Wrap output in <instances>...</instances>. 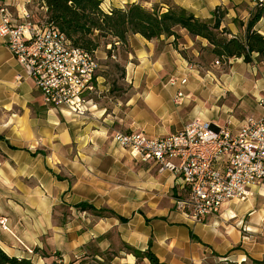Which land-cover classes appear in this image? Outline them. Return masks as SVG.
Masks as SVG:
<instances>
[{
    "label": "crops",
    "instance_id": "crops-1",
    "mask_svg": "<svg viewBox=\"0 0 264 264\" xmlns=\"http://www.w3.org/2000/svg\"><path fill=\"white\" fill-rule=\"evenodd\" d=\"M31 1L0 4L8 3L15 15L18 5ZM101 1L106 12L134 3L159 5L163 12L168 4L176 5L206 21H213L220 8L223 26L234 34L245 31L257 7L256 0ZM256 29L264 35V17ZM132 41L145 48L135 49L139 68L133 55L128 63L127 82L134 94L109 108L93 103L90 114L80 117L45 105L35 82L0 37V221H5L0 223V247L37 264L59 258L69 264L88 255L102 261L107 253H116L112 264H152L135 257L126 245L151 249L161 264L264 261V180L251 186L246 201L228 202L217 215L194 223L175 207L184 195L181 175L139 161L113 139L117 131L172 135L196 118L230 122L237 129L248 117L261 115L257 100L264 97V74L243 58L230 59L226 72L215 63L189 64L174 47L166 52L152 47L151 70L146 67L147 46L153 41L139 34L130 36ZM189 42L190 47L194 42L210 47L208 41ZM193 52L198 59L200 52ZM96 55L99 59L98 51ZM166 63L172 70L168 78L161 70ZM171 76L186 77L188 84L168 85ZM179 89L186 98L175 104ZM84 203L92 209L78 207Z\"/></svg>",
    "mask_w": 264,
    "mask_h": 264
},
{
    "label": "built area",
    "instance_id": "built-area-1",
    "mask_svg": "<svg viewBox=\"0 0 264 264\" xmlns=\"http://www.w3.org/2000/svg\"><path fill=\"white\" fill-rule=\"evenodd\" d=\"M256 4L264 8V0ZM0 16V37L35 82L45 105L80 117L90 114L91 96L98 91L97 52L74 47L52 23L35 20L28 3L18 5L13 15L10 5L1 2ZM108 48L115 57L113 47ZM187 84L186 77L168 80V85L180 88ZM185 98L179 89L173 101L180 104ZM257 103L261 115L248 117L237 129L230 122L221 125L196 118L172 135L116 132L113 139L139 161L159 166L160 172L179 173L184 195L175 207L194 223H203L226 203L246 201L251 186L264 180V97ZM4 222L0 221L2 226Z\"/></svg>",
    "mask_w": 264,
    "mask_h": 264
},
{
    "label": "trees",
    "instance_id": "trees-1",
    "mask_svg": "<svg viewBox=\"0 0 264 264\" xmlns=\"http://www.w3.org/2000/svg\"><path fill=\"white\" fill-rule=\"evenodd\" d=\"M34 5H37L43 14L40 18L32 12L34 18L46 19L57 27L74 47L90 53L98 51V40L101 38L116 39L115 43H109L112 47L116 43L127 44L129 37L136 34L149 41L163 36L177 39L180 37L177 28H181L195 38L207 40L211 53L220 61L228 62L233 58H243L246 63H252L254 56L257 60L264 61V35L256 29L264 17V8L259 6L247 22L244 34L239 36L223 26L224 14L220 8L216 9L213 21H206L170 4L165 12L161 7L148 9L138 3L106 12L102 8L101 0H32L30 10ZM78 207L83 210L92 209L91 205L85 203ZM125 248L137 258H148L152 264H161L151 249L140 251L127 245ZM41 254L49 257L45 252ZM56 255L60 257L58 253ZM103 256L102 261H98L96 256L88 255L69 264H112L116 253H107ZM59 259L50 264H64ZM0 264L37 263L31 259L10 256L0 247ZM252 264H264V261H252Z\"/></svg>",
    "mask_w": 264,
    "mask_h": 264
},
{
    "label": "rangeland",
    "instance_id": "rangeland-1",
    "mask_svg": "<svg viewBox=\"0 0 264 264\" xmlns=\"http://www.w3.org/2000/svg\"><path fill=\"white\" fill-rule=\"evenodd\" d=\"M36 6V7H35ZM153 7L160 8L159 5H153L152 7H148V9H152ZM32 12H35V15L37 17H43L42 11L37 8V5H34L32 7ZM44 18L40 19L43 20ZM35 20L38 21V18L35 17ZM183 29L177 28V32L180 35L179 38L175 39L174 37L168 38L166 36H163L159 39H153V43L148 44L147 48L149 47V56H147L146 61L147 68L153 70L154 69V62L152 63L151 59V51L150 49L152 47H155L156 52H164L166 48L172 50V47L176 49L177 52L181 54L183 58H185L189 64H197L201 63L202 61H205L206 63L212 64L215 63L214 66L219 67L218 70L220 72H226L229 69V61L223 62L220 61V65H216V60L219 58L215 57L211 51L210 47L204 48L202 47L201 43L194 42V46L190 47L191 43L189 41H207L205 39L197 40V38L191 36L186 30H183L185 34H183L181 31ZM187 34V36H186ZM244 34L243 32H237V35L242 36ZM163 38V39H162ZM117 41L116 39L112 37L107 38H101L98 40L99 48H98V56H99V69L97 72V76L99 77L100 83H98V91L96 95H92L91 98L93 100V103H98V105H106L108 108L112 107L115 104H119L120 102H125L130 96H132L135 92L132 85H130L127 82V72H128V63L130 62L131 55H133V64L136 67H140L142 62L138 59V57L135 55V49L145 50V48L142 47L141 43H137L132 41L131 44H129V40L127 44L118 43L113 46L115 57H112V52L109 53L110 50L108 45L115 43ZM171 41V42H167ZM194 49H196L198 52H200V57L198 59H195ZM166 52V51H165ZM168 57L169 55L165 53ZM153 58H154V54ZM256 58V57H255ZM256 62L251 63L252 66H256V70L259 71V73L262 71L264 74V61H259L256 58ZM170 64H163L161 65L163 76L168 78V76L171 74L172 70L169 66ZM151 66V67H148ZM209 68L211 65H208ZM250 67V68H251ZM253 70V67H252ZM90 98V97H88ZM252 103H254L252 101ZM255 104V103H254ZM120 105V104H119ZM120 109V107H118ZM118 109V110H119ZM120 111V110H119ZM118 132V131H117Z\"/></svg>",
    "mask_w": 264,
    "mask_h": 264
}]
</instances>
